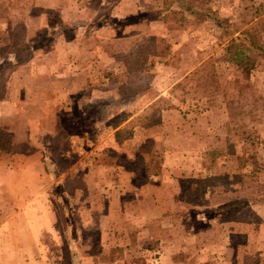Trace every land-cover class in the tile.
<instances>
[{"label": "rangeland", "instance_id": "374dc122", "mask_svg": "<svg viewBox=\"0 0 264 264\" xmlns=\"http://www.w3.org/2000/svg\"><path fill=\"white\" fill-rule=\"evenodd\" d=\"M173 4L0 0V264H264V0Z\"/></svg>", "mask_w": 264, "mask_h": 264}, {"label": "trees", "instance_id": "16d2710c", "mask_svg": "<svg viewBox=\"0 0 264 264\" xmlns=\"http://www.w3.org/2000/svg\"><path fill=\"white\" fill-rule=\"evenodd\" d=\"M174 0H162V4L166 6L167 9V13L163 15V19L164 21H167V25H170L168 23L167 17H170L171 20H175L178 21V17L181 18L182 20H186L187 16H186V12L184 11V9H181L180 6L179 7H175L173 4ZM179 2L178 5H180V3L183 2V0H177ZM162 5V6H163ZM164 9V7H163ZM165 10V9H164ZM187 10H189L190 13H192L194 10L191 7H188ZM181 26L183 25L182 23H179ZM224 23H221V25H223ZM178 25V24H177ZM223 27H225V29L227 30L229 28V25H224ZM241 33L244 36V39L247 40V42L253 47L256 48L258 50H261L263 52L264 55V43L259 42L258 40V36L252 32L250 29L245 28L241 31ZM153 52H156L155 49H153ZM160 53H163V51H158L156 54L160 55ZM143 57L139 56L138 59L135 60V64L137 65H141L144 60ZM142 61V63H141ZM125 64L128 68L129 62L125 61ZM137 68V67H136ZM8 96V91L6 93L5 89H0V100L2 99H6ZM18 147V145L15 142L14 139V134L13 132L6 126V125H2L0 124V155L4 154V153H11L14 152Z\"/></svg>", "mask_w": 264, "mask_h": 264}, {"label": "crops", "instance_id": "0c3cea01", "mask_svg": "<svg viewBox=\"0 0 264 264\" xmlns=\"http://www.w3.org/2000/svg\"><path fill=\"white\" fill-rule=\"evenodd\" d=\"M263 255H264V252H263ZM263 263H264V261H263Z\"/></svg>", "mask_w": 264, "mask_h": 264}]
</instances>
